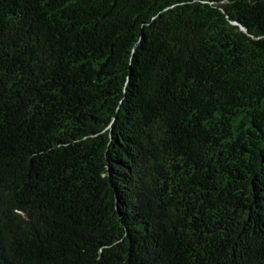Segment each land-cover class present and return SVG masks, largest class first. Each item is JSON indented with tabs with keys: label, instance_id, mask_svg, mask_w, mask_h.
Wrapping results in <instances>:
<instances>
[{
	"label": "trees",
	"instance_id": "16d2710c",
	"mask_svg": "<svg viewBox=\"0 0 264 264\" xmlns=\"http://www.w3.org/2000/svg\"><path fill=\"white\" fill-rule=\"evenodd\" d=\"M0 264H264V0H0Z\"/></svg>",
	"mask_w": 264,
	"mask_h": 264
}]
</instances>
